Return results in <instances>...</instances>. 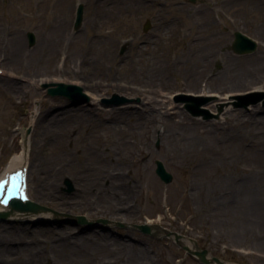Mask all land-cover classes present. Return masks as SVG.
I'll use <instances>...</instances> for the list:
<instances>
[{"label":"rangeland","instance_id":"1","mask_svg":"<svg viewBox=\"0 0 264 264\" xmlns=\"http://www.w3.org/2000/svg\"><path fill=\"white\" fill-rule=\"evenodd\" d=\"M78 4L83 19L75 30ZM146 21L150 25L144 31ZM236 31L257 43L252 52L233 51ZM210 41L214 56L203 59L200 45ZM173 58L183 64L178 74L151 78L149 71L160 67L163 73ZM198 60L204 76L214 80L189 83L187 67ZM254 63H264V0H0V176L28 138L30 198L58 213L0 220V264H202L163 230L227 263L264 264V188L253 199L235 185L264 160L247 142L261 132L264 78L233 92L229 113L221 99L230 88V69ZM56 83L81 87L89 101L77 104L49 95ZM199 89L218 95L202 101L179 98ZM113 95L128 101L106 105L103 100ZM194 103H201L202 115L188 112L186 105ZM252 109L261 113L250 114ZM80 113L85 118L74 122ZM151 115L144 131L140 122ZM82 133L88 144H96L88 153L100 156L88 162L95 164L90 174L97 172L98 180L84 187L68 168L87 162L79 156ZM116 154L124 158L122 169L125 162L131 166L125 165L122 183L112 184L108 177L118 169ZM62 157L71 161L51 189L44 184L54 179ZM155 161L172 175L170 183L155 174ZM40 168L49 171L42 175ZM66 215L109 222L92 227L65 221ZM144 224L159 230L144 234L135 228ZM48 227L59 237L84 230L92 239L99 232L118 245L90 255L73 242L75 256L22 261L26 248L49 244L50 235L35 231Z\"/></svg>","mask_w":264,"mask_h":264},{"label":"bare ground","instance_id":"2","mask_svg":"<svg viewBox=\"0 0 264 264\" xmlns=\"http://www.w3.org/2000/svg\"><path fill=\"white\" fill-rule=\"evenodd\" d=\"M215 36H211L210 35V39L214 41L215 43ZM207 42H205L206 44ZM204 44V45H205ZM199 44H197L196 46H198ZM203 44L200 45V47H202V52L203 56L202 58H207V57H213L214 56V46L213 44L210 42L207 43V46L205 47ZM216 46V45H215ZM212 55V56H211ZM181 60L179 58H173L170 61H168L163 69V73H161V69L159 68H154L151 71L147 70L146 72H150V76L151 78L154 77H160V80H165V78L167 77L168 74L170 73H174V74H178V71L180 70V67L183 65L181 64ZM260 63V62H259ZM204 63L202 62V60H198V62H195V64H191L188 65L187 67V74H186V78L189 81V83H193V84H197L200 82V78H207V80H214L211 77H207V75L204 76ZM255 65V66H253ZM253 65L249 64L248 66L244 67V68H231L229 71V77L230 80L228 82V86H230L229 89L225 90L226 95H224L221 99H223L226 103H228V106L225 107V114L229 113V111L231 110V107L228 108L230 106V104L233 102V99L235 98V94H233V92L237 91V89H241L242 87H244L247 84H254V83H261L263 81H261L264 78V63L260 66H257L258 63H254ZM200 68V69H197ZM150 69V68H149ZM166 71V74H165ZM170 76V75H169ZM168 76V77H169ZM163 82V81H162ZM208 82L206 81V85ZM210 84V83H209ZM129 87V86H128ZM127 87V89H129ZM130 90V89H129ZM197 94V95H203V96H210L212 94H217L216 90H211V89H199L198 93H192ZM223 95V93H222ZM261 111V109H259ZM253 111V112H252ZM251 113H261L260 111L256 110V109H252ZM264 112V111H262ZM153 115L149 116L147 119H144L143 121L140 122L141 124V128L145 131L146 127L148 124H150L153 121L152 118ZM85 118V116L80 113L79 117L77 116V118L75 117L74 122H78L80 123L81 120L83 121V119ZM33 120V119H32ZM260 124H262L260 126L261 132H259V135H255L253 136V139H250L248 142V144H254L256 147H258V149L260 150L261 158L264 159V143L262 142L261 138L264 135L263 132V128H264V116H262L260 118ZM263 127V128H262ZM153 133L156 132V128H154ZM84 135L83 137L85 138V134H81ZM96 144H88V141L86 142V138H85V143L83 145L82 148V152L79 153L80 157H83L84 159H87V162H78L77 164H68L71 159L67 158V157H62L60 158L59 163H57V165L55 166V169H53L54 172V181L52 180L51 182H45L44 185L49 186L51 189H54L57 186V177H59L60 175H62L65 171V165L68 164V168L70 169L72 175H73V179L76 180V183L79 182V185L81 187L85 186H92L95 185V182L98 180V176H97V172H93L94 177L91 176L90 173H92V171L96 170V167L94 166L95 164H90L88 162L92 161L93 159H99L100 156L98 154H92L91 152L88 153L90 146H94ZM28 148H29V141L28 138H25L22 143H21V150L19 153L13 155V157L10 160L9 165L7 166V168L5 169L4 173L8 174L11 173L14 170H18L21 169L22 167H26L29 163L28 161ZM87 148V149H86ZM112 159L114 160V164H117L116 166H118V169H115L114 171L111 172V174H109L108 178L112 179V184L115 183H122L124 181V179L121 177L123 175V170L126 166H131L130 164L127 165V163L125 162V165L123 167V169L120 167L121 164H119L120 162H123V157L120 155L116 156H112ZM263 162V163H262ZM259 166V170L258 171H254L252 174H245L242 173L244 175H242L237 183H235L236 188H238V190H240L241 192H245V194L247 193V197L248 198H255V193L258 194L260 190H262V188H264V160L262 161ZM120 167V168H119ZM65 168V169H64ZM118 170V171H117ZM29 171V170H28ZM48 169H43L40 168L38 170V172L42 175H45L48 173ZM116 171V173H115ZM107 174V173H106ZM4 175V174H3ZM2 175V176H3ZM1 176V177H2ZM29 176V175H28ZM28 176H27V180H28ZM42 182V181H41ZM44 183V182H43ZM83 190H80V192L82 193ZM250 195V196H249ZM29 196V195H27ZM82 198H84V194L82 193ZM87 202V200H85ZM257 202V201H255ZM2 211H7L9 219L10 220H30V219H34L36 217L39 216H43L42 214H32V213H23V212H18V211H11L8 209H3L0 207V212ZM37 235H44L45 237L49 238V244H43V243H39V245L36 248H26L24 250V257L22 259V261H25L26 259L30 261L33 260V258L35 257H39L41 256L42 259L44 258H49L51 256V258L58 260L59 257H64L63 255H72L75 256V254H73L71 252L72 250V246L74 245V243H78L81 244V249L86 248L88 250V252L91 254L93 253H97L102 251V249L104 250V248H117L118 242H116L115 240H113L112 243H109V239L110 236H106V239H104L101 235H99V232H95L92 236L93 238L91 239V237L86 236V234H82L84 230H81L80 232H76L75 235H70V236H65L62 237L59 235H57L56 233L58 232L54 227L52 228H38L35 230ZM57 231V232H56ZM22 232V231H21ZM81 233V234H79ZM25 234V232H22L23 236ZM24 237V236H23ZM107 240V241H106ZM74 242V243H73ZM80 242V243H79ZM23 243V242H22ZM88 243L92 244L89 245ZM183 244L186 243V241L182 242ZM27 246V245H25ZM78 247V246H76ZM91 247V248H90ZM79 248H76V250ZM86 252V253H88ZM80 253V252H79ZM78 253V255H79ZM85 253V252H84ZM84 256H86L87 258L90 257V255L88 256V254H86ZM63 254V255H62ZM83 254V253H80ZM35 256V257H34ZM84 256L83 259L84 260ZM13 260V259H11ZM95 264H101V262L99 260H95L94 261ZM26 263V261H25Z\"/></svg>","mask_w":264,"mask_h":264},{"label":"water","instance_id":"3","mask_svg":"<svg viewBox=\"0 0 264 264\" xmlns=\"http://www.w3.org/2000/svg\"><path fill=\"white\" fill-rule=\"evenodd\" d=\"M191 1H194V0H191ZM82 19H83L82 5H79V7L77 9L76 21L74 24L75 29H78L80 27ZM147 29H149V22L148 21L146 22V24L143 27L144 31H147ZM28 39H29V44L32 45L34 43V40H35L33 33H31V32L28 33ZM231 47H232L233 51L237 54H246V53L252 52L255 49L256 44L251 39H249L247 36L236 31V32H234V40L232 42ZM55 85L57 86L56 88H49L48 89L49 95H51V96H55V95L64 96L68 99H72L77 104L89 101V96L87 94L83 93V89L77 85H67V84H63V83H56ZM46 86L47 85H44V87H46ZM179 98L184 99L186 101L198 100L196 97H192V96H188V95H182ZM127 101H128L127 99L119 98L117 95H113L112 98H107V99L103 100V102L106 105H120V104H123ZM253 102H256V101H253ZM245 105H247V104H244L243 106H245ZM200 106H201V103L187 104L186 109L193 116H200V115H202L201 114L202 111L200 110ZM155 166H156L155 174L159 177V179L161 181H163L165 184L170 183L172 181V175L166 171L162 162L161 161H155ZM5 194L6 193L4 191L2 196H0L1 197L0 203H2V201H4L6 199ZM10 206L13 209H17L20 211L38 212L40 210H43V211H51L55 214H58L57 212L52 211L51 209H48V208L43 207V206H39L37 204H33V203L21 204V203L15 201L13 199L10 202ZM66 216L68 217V219H66L65 221H73L74 224H89L92 227L96 226L97 223L107 224V222H109V221L103 220V219H97L95 221H92V220H88L85 216H81V215H78V216L66 215ZM7 217H8V213L0 212V220H5ZM116 224H117V226H120V227L123 226L121 223H116ZM135 228H137L140 232H142L144 234H150V228L157 229V226L153 227L150 225H135ZM163 232L165 233V235L167 237L174 239V241L184 251H186L190 255L196 257L202 264H233V263L224 262L223 260H221L217 257L209 256V253L206 249L197 250L196 248L195 249L190 248L186 244L182 243V242H184L185 237L178 234V233L169 232L167 230H163ZM189 241H192V240L189 239Z\"/></svg>","mask_w":264,"mask_h":264},{"label":"snow or ice","instance_id":"4","mask_svg":"<svg viewBox=\"0 0 264 264\" xmlns=\"http://www.w3.org/2000/svg\"><path fill=\"white\" fill-rule=\"evenodd\" d=\"M12 179H13V182H14L15 181V177H13ZM6 183H7L6 181H0V192L3 191L4 186H5ZM14 190H15V184H14Z\"/></svg>","mask_w":264,"mask_h":264}]
</instances>
